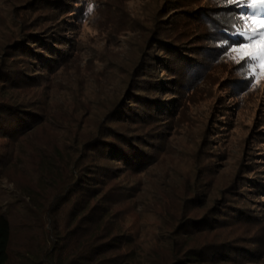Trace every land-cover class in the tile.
I'll return each instance as SVG.
<instances>
[{"label": "trees", "instance_id": "1", "mask_svg": "<svg viewBox=\"0 0 264 264\" xmlns=\"http://www.w3.org/2000/svg\"><path fill=\"white\" fill-rule=\"evenodd\" d=\"M2 1L0 264H264V124L227 171L215 110L186 161L168 150L229 6L156 0L128 63L91 73L72 65L85 0Z\"/></svg>", "mask_w": 264, "mask_h": 264}, {"label": "rangeland", "instance_id": "2", "mask_svg": "<svg viewBox=\"0 0 264 264\" xmlns=\"http://www.w3.org/2000/svg\"><path fill=\"white\" fill-rule=\"evenodd\" d=\"M155 1L85 0V14L75 28L77 39L76 42L71 43L76 46L72 65H80L84 69L91 70V73H96L101 69L108 71L110 66H105L104 62L108 60L109 55L118 56L114 59L116 62L128 63L131 43L135 39L134 37L139 35L133 27L128 26V20L131 18L136 21H148L146 14H148V9L153 8ZM206 1L205 3L215 7L229 6L228 9L222 10L227 12L221 11L226 13L221 16L224 17L223 24H232L233 17L241 11L233 4H228L226 0ZM0 5L4 6V1L0 0ZM90 5L91 10H89ZM247 7L253 10L264 9V5L248 4ZM229 15L231 18L227 20ZM244 21L245 30L251 34L255 25L251 22L250 17H245ZM204 30L213 32L212 28L208 26H204ZM214 37H218L220 40L215 43L219 49L214 52L208 51L209 65L206 68L203 65L200 70L192 68L186 73L188 87L178 100V108H175L176 116L171 126V132H169L171 137L168 150L171 156L180 157L182 161H186L188 154L184 151L194 150L193 146L195 141L199 140L202 122L206 121L210 117V113L215 110V120L227 115L225 124L220 125L224 128V142L215 143V145L221 144L220 149L225 156L219 158V161H221L222 169L227 171L233 168L236 154L242 150L245 139L254 127L255 131H258L264 124L262 118L264 112V71L261 70L258 59L256 66L247 68V75H245V70L238 68L236 64V61L242 59L241 50L233 48L228 51L224 45L222 46L223 43H227L229 46L240 43L239 36L234 33L229 35L216 33ZM260 39L264 40V35H261ZM253 79L255 83H252ZM226 84L235 87L226 93ZM105 87L106 92L111 95H114L115 91H119L114 85ZM3 187L8 193L13 192V185L5 183Z\"/></svg>", "mask_w": 264, "mask_h": 264}, {"label": "snow or ice", "instance_id": "3", "mask_svg": "<svg viewBox=\"0 0 264 264\" xmlns=\"http://www.w3.org/2000/svg\"><path fill=\"white\" fill-rule=\"evenodd\" d=\"M226 2L241 10L238 15L233 17L234 22L232 23L233 29H236L234 35L239 36L241 42L230 46L225 43L224 46L228 51L233 48L241 50L242 59L236 61V64L238 68L245 70V75H247V68L255 67L258 59L261 70L264 71V40L260 39V36L264 35V9L253 10L247 7L248 4L264 5V0H226ZM89 10H91V5ZM245 17H250L251 22L255 25L251 34L245 30ZM252 83H255L254 79Z\"/></svg>", "mask_w": 264, "mask_h": 264}]
</instances>
